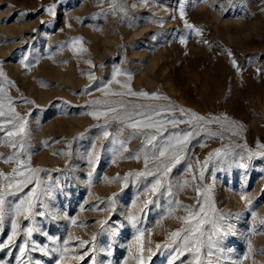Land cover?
I'll use <instances>...</instances> for the list:
<instances>
[{"label": "rangeland", "instance_id": "374dc122", "mask_svg": "<svg viewBox=\"0 0 264 264\" xmlns=\"http://www.w3.org/2000/svg\"><path fill=\"white\" fill-rule=\"evenodd\" d=\"M122 7L125 11L120 10ZM185 22L193 27H186ZM75 38H80L79 44H73ZM81 46L83 50H79ZM25 54L29 67L21 64ZM116 68L121 70L116 79L122 82L128 80L123 73L131 75L132 91L156 92L158 98L104 97L103 91L97 89L111 80ZM0 69L8 78L4 81L0 77L4 94L11 98L16 112L27 115L23 142L28 146L31 166L49 170L40 173L41 179L55 181L58 177L62 186L48 202L60 214L55 220L36 216V226L42 231L34 233L31 239L50 244L43 232L62 240L70 231L91 242L95 232V264H120L125 256H130L127 243L134 235L126 220L128 208L132 206V211L138 213L145 207L140 202L148 197L153 202L147 204L142 216L144 264H168L174 254L173 264H189V253L177 252V248H183L179 243L182 237L171 247L163 246L170 243L168 233L180 227L182 222L175 217L186 214L183 207H177L174 215H165L172 197L154 195L149 187L154 179L151 176L137 177L136 184L129 176L121 187L125 172L145 168L143 153L150 152V146L144 141L148 134H156L155 129L137 130L117 121H110L105 128L103 117L89 114L102 105L86 102L95 98L121 100L129 111L135 104H171L191 109L205 119L220 117V123L205 125L203 129L195 123L190 127L187 122L175 127L164 125L166 135L192 132L183 159L167 173L175 198L182 205H192L196 200L195 188L210 185L216 210L232 214L226 217L231 230L219 245L224 255L209 258L207 249H202L203 260L210 264H264V225L260 222L264 219V156L247 159L249 150L264 152L259 147L264 145V0H0ZM90 75L95 78L90 80ZM85 85L90 87L85 90ZM109 87L114 91L120 89L115 81ZM4 111L7 112V104ZM221 114H226L228 120ZM171 115L187 121V116L179 112ZM104 131L114 136L104 137ZM79 133L83 135L78 136ZM114 140L124 141L126 149ZM93 142L100 153L94 171L84 155ZM15 143H20L19 135ZM112 148L119 152L114 163ZM218 148L231 150L237 158L244 156L248 167L222 166L215 156L205 166L204 157ZM138 153L141 158L135 159ZM9 155L19 154L14 153L9 138L0 131V170L5 173L13 167L12 161L5 162ZM66 161L67 171H63ZM147 170H155L151 160ZM89 171H93L90 188L86 183ZM117 173L119 178L112 182L102 179ZM193 174L197 176L195 181L191 179ZM185 180L188 183L183 188L176 187ZM30 187L23 191L26 193ZM112 193H117L116 211L109 217L112 209L105 198ZM242 194L252 201L250 208L240 199ZM19 196L17 193L6 199ZM93 205L104 210H95ZM252 212L257 213L255 221ZM65 214L76 216L78 223L71 224ZM101 218L113 228L117 222L123 226L115 236L100 233ZM20 223L26 226L28 222L21 218ZM148 228L152 229L150 236ZM8 230L6 223L0 231V241L6 238ZM249 239L253 251L245 258ZM23 241L21 234L16 244L10 246L11 252L0 249V259L7 258L8 264H15ZM73 243L70 241V249ZM109 245L113 249L111 254L105 251ZM87 247L70 251L65 264H88L91 254L80 261L73 258ZM28 257L33 264L37 260L54 264V257L39 251H30ZM128 264L136 261L130 257Z\"/></svg>", "mask_w": 264, "mask_h": 264}, {"label": "snow or ice", "instance_id": "6c2138e0", "mask_svg": "<svg viewBox=\"0 0 264 264\" xmlns=\"http://www.w3.org/2000/svg\"><path fill=\"white\" fill-rule=\"evenodd\" d=\"M135 6V5H133ZM110 8H114L113 4L109 5ZM121 11H125L122 7ZM52 12V8L48 9ZM115 14V13H114ZM184 13L181 12L183 17ZM186 27L192 28L193 25L185 22ZM197 34H199L200 29H195ZM80 38H75L73 44H79ZM184 42L183 40L181 41ZM207 43V41H205ZM79 50H83L82 46ZM231 55V53H229ZM27 60V54H25L24 59L21 60V64L24 67H29V64L25 61ZM91 63V61H88ZM235 64V61H233ZM239 70V69H238ZM121 74V70L116 68L113 72L111 80L107 84L102 85V89H97V91H103L104 97L109 96H142V97H152L158 98L156 92L148 93L143 90L139 92L132 91L131 87V75L129 73H123L128 76V80L120 81L116 79V76ZM0 77H3L4 81H8L7 76L4 74L3 70L0 69ZM90 80L94 79V76L90 75ZM115 81L116 84L120 85L118 91H114L109 87V85ZM11 83V82H10ZM90 85H85L84 89L87 90ZM0 117L9 116L8 119H0V131H3V135L9 138V144L13 148L14 153L19 155H9L5 162L12 161L13 167L11 172L5 173L0 170V231L3 230L4 225L7 223L9 225V230L7 232L6 238L0 241V249H7L11 252V247L16 244L17 237L23 234L24 241L19 244V250L15 256V264H33L31 259L28 257L30 251H39L44 255L49 257H54V264H65V258L70 251L74 252L75 249H84L87 245V249L73 258L77 261L83 260L86 256L91 254V259L88 264H95V250L92 246L96 240L97 233H92V241L81 239L75 236L72 232H68L66 236L61 238L57 235H50L47 232H43L46 236L47 241L51 242L45 244H39L36 240L31 239L34 233H41V228L36 226L35 217L40 216L50 220H55L60 214L58 210L52 209L49 205L55 193L61 190V182L59 178L53 181L51 178L49 180L41 179L40 173H47L49 170L42 169L39 166H31V158L28 153V146L23 142V137L26 133L25 122L27 120V115H21L16 112L15 107L12 103L10 97L4 94V84L0 83ZM167 99V97H164ZM27 102V101H26ZM34 103V102H33ZM5 104H7V112L4 111ZM88 105L97 106L102 105V107H94L92 111L89 112L94 118H104V127L108 126L110 121H117L120 124L127 123L129 127L133 129H155L156 134H148L146 141L144 143L150 146V152L145 151L143 153V161L145 168L139 171H130L124 173V180H121V187L125 186V181H127L129 176H132V183L136 184L137 177H153L152 183L149 185L151 192L156 195H163L166 199L172 197L168 200V207L166 208L165 215H174L177 207H183L185 210V215L176 216L175 218L180 220L182 223L180 227L171 230L168 233V239L170 243H165L164 247H171L172 244L177 242V238H181L179 243L183 245L182 250L177 248V252L183 255L185 252L189 253V264H210L202 258V249H207V256L211 257H222L224 255L223 249L219 247L220 242L223 240L225 235L231 230V224L227 223L226 217L231 216L230 213H223L216 210L214 202L211 200V193L209 191V186L196 187V200L192 205H182L181 201L176 197V194L172 191L173 185L169 183L167 173L171 171L173 165L178 163L183 159L185 155V149L187 148L188 141L192 136L191 131H185L183 134L180 132L166 133L164 128L165 124L172 125L175 127L177 123L187 122L189 126L195 123L200 128H204L205 125H210L213 123H220V117H211L205 119L191 109H185L182 106L174 105H159L156 107L150 105H133V110H128V105L121 101L115 99H101L95 98L91 101L86 102ZM144 108L146 111L140 112L135 111V109ZM159 108V110H157ZM118 109L120 111H118ZM179 112L181 116H187V121L178 120L174 118L171 114ZM169 114V115H165ZM225 120H228L226 114H221ZM139 117V119H137ZM233 125H236V121H231ZM198 134V133H197ZM214 135V133H211ZM19 135L20 143H15V138ZM78 136L83 135L82 133L77 134ZM104 137H112L113 133L108 131L103 132ZM159 137V138H158ZM113 143H119L121 149H126V144L124 141H113ZM259 147L264 148V145H259ZM110 151L113 152V163L115 162L116 156L119 152L116 148H112ZM89 163L92 166L93 171L95 170L96 164L99 161L100 153L95 150V142L91 148H89L84 154ZM215 156L217 162L224 166H231L232 164L244 169L248 167L244 156L239 158L231 152V150L224 151L220 148L215 149L213 153H209L204 157L205 166H207L208 160ZM253 156H264V152L251 151L247 153V159H251ZM135 159H140L141 155L138 153L134 157ZM150 160L154 163V171H149L148 165ZM199 163V161H197ZM66 168L63 171H67L68 162H65ZM189 169L192 165H188ZM54 171L60 172L61 169H55ZM93 171H89L87 175V185L91 186L93 182ZM119 178V173L115 176L103 177L102 179L112 182ZM203 172H200V179L202 181ZM193 181L197 180V176L193 174L191 176ZM188 181L185 180L176 187L183 188ZM31 186L29 190L25 193L23 189L26 186ZM19 193V199L8 200L7 197H15ZM117 193H112L106 197V202L112 209L108 213L111 217L116 211L115 197ZM202 198V199H201ZM99 199V198H98ZM242 201H245V207L250 208L252 201L247 199L246 194L240 196ZM153 202L151 198L146 197L142 202L145 207L141 208L138 213L132 211V206L128 208V214L126 220L128 224L131 225L134 235L132 239L127 243V248L130 256H125L120 264H128V260L131 259L136 261V264H144V247H143V235L145 228L142 224V216L148 203ZM137 201L134 199L132 204L135 205ZM172 205H175L173 207ZM95 210L103 211L102 207H97L93 205ZM80 208L83 209L84 205L81 204ZM39 209V211H37ZM238 215V213H237ZM253 221L257 216L256 212L251 213ZM67 220L71 224H77L78 219L76 216L67 217ZM27 221V225H22L20 219ZM163 218V217H162ZM161 218V219H162ZM261 224L264 225V219H262ZM82 223V222H80ZM100 228L99 232H109L112 236H115L116 232L123 225L117 222V227L113 228L107 225L105 219L101 218L98 221ZM208 232L207 236L205 232ZM149 236L151 235V228L147 229ZM250 231L254 232L255 229L251 228ZM29 241H31V247H29ZM72 244L71 249L69 248V243ZM161 245L158 243L157 247ZM105 251L111 254L113 251L112 247L109 245ZM148 259L151 258L152 249L149 247L147 249ZM253 251V246L251 240L247 241V251L245 252V258L249 257ZM264 251V250H262ZM175 254L173 258L168 261V264H173V259H175ZM0 264H8L7 258L0 259ZM35 264H41V261H35Z\"/></svg>", "mask_w": 264, "mask_h": 264}]
</instances>
